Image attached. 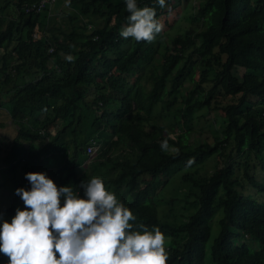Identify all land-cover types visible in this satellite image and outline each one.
I'll return each mask as SVG.
<instances>
[{
    "label": "trees",
    "instance_id": "16d2710c",
    "mask_svg": "<svg viewBox=\"0 0 264 264\" xmlns=\"http://www.w3.org/2000/svg\"><path fill=\"white\" fill-rule=\"evenodd\" d=\"M37 1L0 0V175L20 201L0 207V218L11 222L24 210L15 190L30 189L26 173L43 172L80 198L81 182L99 178L136 217L130 223L164 234L167 264H264V0H199L184 18L189 25L150 57L157 39L119 35L124 0H71L89 20L58 33L47 27L49 4L24 11ZM137 3L154 8L157 20L171 9ZM238 57L248 62L240 73ZM193 66L188 88H168ZM156 103L183 122L201 109L219 111L211 142L190 125L170 136L151 116ZM106 134L89 156L86 147ZM165 139L179 155L161 150ZM55 155L57 165L42 164ZM208 159L213 168L203 174ZM175 179L184 190L165 199ZM0 264H8L2 253Z\"/></svg>",
    "mask_w": 264,
    "mask_h": 264
},
{
    "label": "clouds",
    "instance_id": "9594fccd",
    "mask_svg": "<svg viewBox=\"0 0 264 264\" xmlns=\"http://www.w3.org/2000/svg\"><path fill=\"white\" fill-rule=\"evenodd\" d=\"M124 2L129 15L119 35L152 43L164 29L155 9L139 7L137 0ZM157 3L166 6L165 0ZM160 147L179 155V148L170 147L167 139ZM86 152L94 155V144ZM194 162L189 159L186 166ZM25 179L30 189L15 190L24 210L16 209L10 223H0V253L8 264H167L164 234L155 226L149 230L144 224L130 223L136 217L101 179L81 182L85 198L71 186L57 187L43 172L26 173Z\"/></svg>",
    "mask_w": 264,
    "mask_h": 264
},
{
    "label": "rangeland",
    "instance_id": "374dc122",
    "mask_svg": "<svg viewBox=\"0 0 264 264\" xmlns=\"http://www.w3.org/2000/svg\"><path fill=\"white\" fill-rule=\"evenodd\" d=\"M100 1L105 2L106 0H100ZM108 1L111 2L112 0H108ZM198 2H199V0L173 1L170 4V6L165 7V11L167 10V8L168 9L171 8V9H169V11H167V13L162 14L158 18V21L163 23V25H164L163 31H165L167 33L165 35L164 33L161 32L156 37V39L159 41V44H156V42H155L156 40H155L152 46H155V48H158L159 51L158 50L149 51L148 57L152 56L153 54L156 55V53L162 52L163 44L168 42V37L170 35L175 34V31H181L189 25L188 20H185L184 18H186V16L188 17V15L191 12L195 11V9L197 7L196 4ZM78 6H79V3H76V2L72 3L71 0H70V4L68 6H66V0H54L50 4V7H49V11H50L49 17H51V22L47 24V27L50 28V26L53 25L54 27L58 28L56 30H52L53 33H58L59 29L62 31L68 32V31L72 30L74 27L79 28V27H77V22H86L89 19H86L83 16L79 15ZM99 22H100V20L95 19L94 21H92V23L88 22V24H85V25L87 26V25H89V23H90V25L98 24ZM205 26H206V24L204 22H202L201 26L199 27L198 30L204 31ZM237 62H238V65L240 66V68L238 69V71L240 73V72H242V70L246 66V64H248V62H247V60H245V58H242V57H238ZM143 69L144 68L141 65V68L130 79L129 85H131V83H133L137 79H139V76L142 74ZM145 72L148 73L147 70H145ZM188 74L192 75V77L194 79L195 76L197 77V69L193 66V68H190L187 71L186 76L180 78L177 82H174L173 84H172V82L171 83L169 82L167 85L168 88L179 87V86L182 87L181 90L183 88H188L189 85L191 84L190 83L191 80L189 79ZM129 85L127 84V86H129ZM147 87H148V85H146V88ZM219 115H220V112L217 110L209 111L206 109H201V110L196 111L192 115V118L189 119L190 121L183 122L179 119L178 116L174 117L171 114H164L163 111L161 110V106L159 103H156L153 106V109L151 112V116L154 117L155 119H157L158 122L161 123L166 128V130L168 132H170V134H169L170 136L173 135V133L176 134V133H179V132L187 129L190 125L193 128L195 136H196V133L198 135L200 133V135L202 137H204L208 142H211V140H212L211 139V133H212L211 130H212V128H214L213 121H214V119H218L220 117ZM0 120H4L2 118V116H1ZM4 123H6V122H4ZM5 128H7V127H5ZM109 137L110 136L107 134L100 136L101 141L94 144L93 154L104 147L106 142L109 140ZM59 160H60V156L55 155L52 158L45 160L42 164H45V165L48 164L49 165L50 162H53V163H55V165H57ZM212 161H214V160L208 159L204 163V167L201 169V172L203 174H206L212 170V168H213V162ZM21 166L22 165H20L19 168H21ZM102 167H106V165H103ZM258 177H259V175H258ZM183 190H184V188L181 187V185H179L175 179L172 181V184H170V186L167 188V190L162 192V193H163V197L165 199H168L175 194L179 195V193ZM13 193H14V188H13V184L10 181V179H8L5 176L0 175V207H6L10 204L16 205V207L20 206L19 205L20 201H18V198L16 196H14ZM162 207L166 209L167 206L162 205ZM3 221L10 222L6 218H0V223H2ZM166 244H167V239H165V245Z\"/></svg>",
    "mask_w": 264,
    "mask_h": 264
},
{
    "label": "built area",
    "instance_id": "2783aa9c",
    "mask_svg": "<svg viewBox=\"0 0 264 264\" xmlns=\"http://www.w3.org/2000/svg\"><path fill=\"white\" fill-rule=\"evenodd\" d=\"M54 0H38L37 3H33L31 5H25L24 6V11L25 12H30V11H34V12H38L39 10H41L46 4H51ZM88 151H90V148H88Z\"/></svg>",
    "mask_w": 264,
    "mask_h": 264
},
{
    "label": "crops",
    "instance_id": "0c3cea01",
    "mask_svg": "<svg viewBox=\"0 0 264 264\" xmlns=\"http://www.w3.org/2000/svg\"><path fill=\"white\" fill-rule=\"evenodd\" d=\"M5 124H8V122H6Z\"/></svg>",
    "mask_w": 264,
    "mask_h": 264
}]
</instances>
